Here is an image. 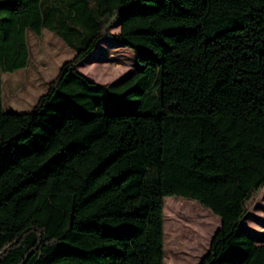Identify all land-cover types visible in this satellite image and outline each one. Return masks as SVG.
<instances>
[{
	"label": "trees",
	"instance_id": "obj_1",
	"mask_svg": "<svg viewBox=\"0 0 264 264\" xmlns=\"http://www.w3.org/2000/svg\"><path fill=\"white\" fill-rule=\"evenodd\" d=\"M120 21L141 71L75 70ZM75 52L34 109L3 111L29 33ZM264 0H0V264H164L166 198L221 225L198 264H264Z\"/></svg>",
	"mask_w": 264,
	"mask_h": 264
},
{
	"label": "rangeland",
	"instance_id": "obj_2",
	"mask_svg": "<svg viewBox=\"0 0 264 264\" xmlns=\"http://www.w3.org/2000/svg\"><path fill=\"white\" fill-rule=\"evenodd\" d=\"M120 30L117 20L109 30L111 37L100 43L75 70L105 87L118 86L141 71L135 52L118 39ZM28 40L31 51L28 67L2 75L3 111L6 113L32 111L63 64L75 56L72 49L48 30L40 36L29 33ZM164 201V264H198L209 251L211 239L221 225L220 219L194 201L182 198ZM242 228L264 242V190L249 202Z\"/></svg>",
	"mask_w": 264,
	"mask_h": 264
},
{
	"label": "crops",
	"instance_id": "obj_3",
	"mask_svg": "<svg viewBox=\"0 0 264 264\" xmlns=\"http://www.w3.org/2000/svg\"><path fill=\"white\" fill-rule=\"evenodd\" d=\"M220 228V227H219ZM252 238L254 239V242L257 246L263 245V239L259 238L258 236H255L254 234L251 233Z\"/></svg>",
	"mask_w": 264,
	"mask_h": 264
},
{
	"label": "bare ground",
	"instance_id": "obj_4",
	"mask_svg": "<svg viewBox=\"0 0 264 264\" xmlns=\"http://www.w3.org/2000/svg\"><path fill=\"white\" fill-rule=\"evenodd\" d=\"M179 203V201H176V204H178Z\"/></svg>",
	"mask_w": 264,
	"mask_h": 264
}]
</instances>
